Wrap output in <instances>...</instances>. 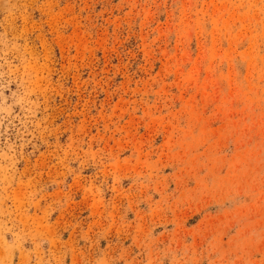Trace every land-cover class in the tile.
<instances>
[{
    "label": "rangeland",
    "instance_id": "obj_1",
    "mask_svg": "<svg viewBox=\"0 0 264 264\" xmlns=\"http://www.w3.org/2000/svg\"><path fill=\"white\" fill-rule=\"evenodd\" d=\"M0 264H264V0H0Z\"/></svg>",
    "mask_w": 264,
    "mask_h": 264
}]
</instances>
